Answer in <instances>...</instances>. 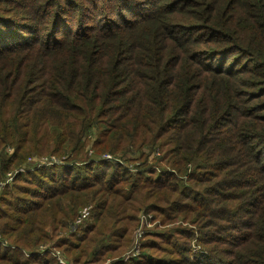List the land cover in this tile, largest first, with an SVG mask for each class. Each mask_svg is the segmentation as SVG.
I'll return each instance as SVG.
<instances>
[{"label":"trees","instance_id":"1","mask_svg":"<svg viewBox=\"0 0 264 264\" xmlns=\"http://www.w3.org/2000/svg\"><path fill=\"white\" fill-rule=\"evenodd\" d=\"M93 126L2 188L0 264H264V0H0V175Z\"/></svg>","mask_w":264,"mask_h":264},{"label":"rangeland","instance_id":"2","mask_svg":"<svg viewBox=\"0 0 264 264\" xmlns=\"http://www.w3.org/2000/svg\"><path fill=\"white\" fill-rule=\"evenodd\" d=\"M99 128L100 126H93L91 128V132H89V134H87V136H84L83 138V143L82 144H85L83 149L80 151V152H76L72 155V158L71 159H68L67 155H63L61 154V152H53L51 151L50 153H43V154H37L36 152H32L24 162H22L19 166H16V167H13L12 169L6 171L5 173L1 174L0 175V180H2L3 178L5 179L8 175L9 172H18V171H25L26 168H32L33 165H40L39 161L41 159V157H46V158H51V157H54V160L57 161V162H60L62 164H70L71 162H76L79 157H82L84 156L83 154H87V155H90L89 153H92V155L96 154V152L93 150V148L91 147V144H94L95 140L97 139L98 135H99ZM3 149V147H0V152L3 154V156H6L8 157V154L6 152H12L13 151V147H10V146H6L5 150L6 151H1ZM146 152H150V155L148 157V160H151L153 156V153H156V151L154 150V146H148V147H145L143 148ZM133 152V153H132ZM132 152H128L126 151V153L122 154L121 152H116L115 154L118 155V156H123L124 158H128V159H140V160H143L145 158V155L143 156H139L141 151L140 150H137V151H132ZM80 154V156H79ZM99 155H102V158H105L104 155H110L112 156V159L116 158V159H120V157H115L113 156V153L110 152V151H105V152H101V153H98ZM79 156V157H77ZM105 159H108V158H105ZM74 160V161H72ZM122 160V159H121ZM53 164V163H52ZM4 186V185H3ZM4 188V187H3ZM143 212H146V210H139L138 211V216L140 213H143ZM180 219V218H179ZM138 221H139V218H138ZM163 227V225L160 223V226L159 225H155L154 228H152L153 230H156V229H161ZM132 234V233H131ZM131 237V236H130ZM193 243V239L191 241V247H193L192 245ZM129 244H130V241H129ZM129 244H127V247L124 249V251L116 256L113 257L115 259H121L122 255L125 254V252L127 251L128 249V246ZM199 246L200 243H198ZM125 261V260H124ZM106 264H109V259H107V261L105 262Z\"/></svg>","mask_w":264,"mask_h":264},{"label":"built area","instance_id":"3","mask_svg":"<svg viewBox=\"0 0 264 264\" xmlns=\"http://www.w3.org/2000/svg\"><path fill=\"white\" fill-rule=\"evenodd\" d=\"M105 158L108 159H112V156L108 155H104ZM114 159V158H113ZM121 162V161H120ZM40 164H47V163H60L54 160V157L51 158H44L41 157ZM15 175V172H9L7 177L2 180H0V192L2 190V188L9 183L13 177ZM4 185V186H3ZM139 221L138 224L135 226V228L133 229V232L131 234V239H130V244L128 246L127 251L125 252L124 255H122V260H128V259H132L135 257H138L141 253V245H142V239L144 237V235L146 234V232L148 230H151L152 228H154L155 225H159L160 226V222L159 220L155 219L154 216L151 213H140L139 216ZM0 244H3L5 246H8L9 244L6 242V240L3 239V237L0 234ZM193 247H192V252L195 254H201L204 253L203 249H201V246L198 245L197 242H195V240L193 239V243H192ZM43 251H48L49 249H41ZM52 254L56 257L57 261L60 264H71V261L68 260L62 253L60 250L58 249H54L51 250ZM101 264H106L101 263Z\"/></svg>","mask_w":264,"mask_h":264},{"label":"crops","instance_id":"4","mask_svg":"<svg viewBox=\"0 0 264 264\" xmlns=\"http://www.w3.org/2000/svg\"><path fill=\"white\" fill-rule=\"evenodd\" d=\"M130 239H131V237H130Z\"/></svg>","mask_w":264,"mask_h":264}]
</instances>
